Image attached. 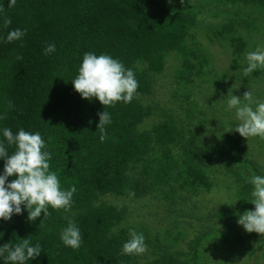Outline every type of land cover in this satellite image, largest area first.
Here are the masks:
<instances>
[{
  "label": "trees",
  "instance_id": "obj_1",
  "mask_svg": "<svg viewBox=\"0 0 264 264\" xmlns=\"http://www.w3.org/2000/svg\"><path fill=\"white\" fill-rule=\"evenodd\" d=\"M17 28L25 35L7 42ZM48 44L55 51L45 55ZM217 45L245 82L230 94L251 90L264 100V69L242 71L245 54L264 45V0H0V128L40 132L61 187L77 189L68 212L0 219V246L39 241L41 254L27 264H231L217 249L239 245L264 257V234L237 223L254 209L243 177L264 166V139L235 131L227 97L216 104L199 97L214 69L208 46ZM86 52L134 70L139 87L130 103L104 106L74 90ZM104 110L111 123L101 142ZM226 123L234 124L225 132ZM219 189L229 197L215 206L210 194ZM65 217L80 228L78 249L59 238ZM130 228L145 237L141 254H121Z\"/></svg>",
  "mask_w": 264,
  "mask_h": 264
},
{
  "label": "clouds",
  "instance_id": "obj_2",
  "mask_svg": "<svg viewBox=\"0 0 264 264\" xmlns=\"http://www.w3.org/2000/svg\"><path fill=\"white\" fill-rule=\"evenodd\" d=\"M14 2L15 0H9V6ZM10 23V20H4L5 26ZM24 35L25 31L17 28L9 31L5 40L10 43L20 40ZM54 51L55 44H48L44 48L45 55ZM245 59L246 66L242 70L244 77L264 69V46L258 45L255 50L248 51ZM71 82L82 98H96L104 106L120 101L130 103L139 87L133 69L126 68L118 58L110 54L97 55L94 52L83 54L77 75ZM226 97L225 111L234 112L235 131L247 139H264V100L254 99L251 90L245 92L242 98L233 93ZM8 103L11 108L12 102ZM98 115L100 140L103 142L105 125L111 123V115L105 110ZM3 119L4 116L0 114V120ZM233 124L226 123L224 131L232 129ZM6 145L14 146L11 154ZM0 159L4 160L3 171L0 172V219L7 221L13 214H22L26 210L29 221H35L42 213L43 220L49 216V208L65 212L71 209L76 186L66 189L61 187L57 174L50 170L52 154L40 132L20 128L13 133L11 128H0ZM249 171L251 174L243 179L244 183L251 185L250 198L246 200L254 205V209L238 214L237 223L247 232L264 234V166L260 173ZM12 176L15 179L9 181L8 178ZM65 219L67 223L61 229L59 238L64 246L78 249L82 242L80 228L73 218ZM128 232L129 239L122 244L121 254L143 253L146 249L143 233L131 228ZM41 251L39 241L33 243L29 237L22 238L17 243L8 242L0 246V260L3 264H27L39 257Z\"/></svg>",
  "mask_w": 264,
  "mask_h": 264
},
{
  "label": "rangeland",
  "instance_id": "obj_3",
  "mask_svg": "<svg viewBox=\"0 0 264 264\" xmlns=\"http://www.w3.org/2000/svg\"><path fill=\"white\" fill-rule=\"evenodd\" d=\"M212 22L216 23V20H213ZM208 47L210 50L208 56L209 59H211L210 63L214 69L212 73L205 74L204 76L205 85L200 90L203 93L199 97L203 99V101L204 98L211 99L212 104H216L217 102H220L222 98H225L227 94L230 95L231 90L241 89L240 84L243 83V85H245V82L243 80L242 81L239 80V77H241L240 70H233L230 67V62L228 61V54L226 52H222L221 46L217 45L216 47H210V46ZM217 48L219 50L218 52H217ZM211 53H214L215 55H212ZM229 57L231 58L230 55ZM237 96L239 95L237 94ZM206 103L208 102L206 101ZM232 117L235 118L234 113L232 114ZM253 142L256 143L257 141H253ZM226 194H227V190H220V189L210 194L211 196L213 195L212 198L214 199L213 203L215 204V206H219L223 204V202L227 199V197H229V195ZM201 199L205 200V198H201ZM145 203L146 202H141L139 207L144 206ZM135 206H138V204ZM224 253L227 256L230 255L229 257L231 258V260L234 261L231 264H264V257L261 256L259 251H254V253L252 252L253 253L252 254L249 253V251H244V249H242L240 245L239 247L236 246L232 251L230 250L229 253L228 250H226L225 246L217 249V255L223 256L225 255ZM238 254H240V256ZM249 254H251L252 256H250ZM216 262L217 264H220V262L218 261Z\"/></svg>",
  "mask_w": 264,
  "mask_h": 264
}]
</instances>
